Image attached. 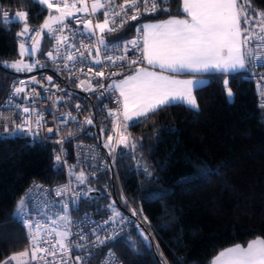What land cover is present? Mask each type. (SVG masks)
Listing matches in <instances>:
<instances>
[{"label": "trees", "instance_id": "16d2710c", "mask_svg": "<svg viewBox=\"0 0 264 264\" xmlns=\"http://www.w3.org/2000/svg\"><path fill=\"white\" fill-rule=\"evenodd\" d=\"M249 2L255 32L256 13H264V0ZM180 5L181 0H169L150 20L180 17ZM17 11L28 13V25L34 28L47 14L34 0H0V106L14 82L37 73L4 66L20 60L16 34L22 24L15 18ZM134 28L132 24L107 38L129 39ZM49 43L46 38L39 61L46 58ZM250 72L249 62L244 72L211 75L194 91L198 109L167 105L129 127L127 147H117L119 180L125 197L149 227L136 220L110 245L123 264H211L227 248L264 238V115L256 108L255 81L245 77ZM94 107L99 133L92 142L103 146V133L114 136V130L100 105ZM53 158L50 145L0 137V261L28 247L26 230L9 218L30 185L62 179L53 169ZM84 174L91 191L82 201V212L106 211L108 192L126 210L109 174Z\"/></svg>", "mask_w": 264, "mask_h": 264}, {"label": "built area", "instance_id": "2783aa9c", "mask_svg": "<svg viewBox=\"0 0 264 264\" xmlns=\"http://www.w3.org/2000/svg\"><path fill=\"white\" fill-rule=\"evenodd\" d=\"M34 1L38 3V0ZM51 2L59 4L62 8L64 0H51ZM73 2L76 3L77 7L81 6L80 0H67L69 4ZM93 2L94 0H84L88 12H77L72 9L73 15L66 18L61 26L53 25L54 29L62 28V32L58 31L50 35L45 33L46 29H41V26L34 28L28 25L34 31L23 36H17L16 34L19 49L21 43L31 49L32 45L37 40L40 42V39L44 38V36L49 39L50 43L46 58L37 66V73L19 78L14 82L6 101L0 106V115L5 118L0 119V134H3L1 138L27 141L30 144L50 145L53 149V169L61 175L62 179L51 184L35 182L21 196L30 198V208L39 207L40 209L39 215H37L36 211H32L31 215L36 217L37 223L42 226L41 237L54 244L55 235L54 233L49 234L50 229L53 227L60 229L70 228L72 235L69 239L73 244L85 243V241L79 240V232L81 230L88 238L87 243L90 244L91 241L96 239L91 234L95 226L97 235L102 240H105V237L109 235H113L114 238L107 239L104 244L91 248L88 264H105V261H109L110 264H123L119 255L110 248V245L128 232L136 220L141 221L147 228L149 225L122 191L118 174L116 145L107 150L103 146L92 142L97 132L94 106L96 104L100 105V110L105 119L113 126L116 140L124 130L129 128L121 127L124 121L121 106L117 103L120 100V96L115 87L110 88L109 85H114L117 81L134 73L137 68L145 67V61L140 58L142 40H140V47L132 48L131 45H128L127 51L123 50L124 42L139 39L140 33L137 29L142 27L147 20L157 17L162 12L163 5L169 0H164L155 12H145L141 2L139 5L141 9L140 15L136 20H129L118 31H106L104 33V40L110 49L113 45H119L115 50L108 51L107 55L112 56L114 59L119 56L125 57L124 60L116 63L105 59L104 47L98 42L101 37L99 31L96 29L95 35L85 32L84 21L91 20L93 27L96 24V16L91 13ZM102 2H106V0H102ZM123 3H125V0H114L112 8L99 10L98 18L104 20V11H114ZM39 5L46 10V19L49 15L53 16L54 13H57L55 8L49 10L46 5ZM125 11H127L128 16L133 14L130 9H125ZM121 18L115 17L117 23H119ZM26 22L28 24V21ZM24 23L21 21L22 28ZM132 24L135 25V31L131 38L121 40H109L107 38L108 34H118ZM22 28L20 31H22ZM37 30H39L38 36L36 35ZM254 33H256L255 39L248 47L257 49L258 44L261 43V35L264 34L260 33L259 28ZM62 37H67V40L58 42V38ZM97 49H100L102 53L99 57L96 56ZM49 52H52L54 58H49ZM68 54L74 55L75 59L67 60ZM96 59H100L102 63L95 64L94 60ZM132 60H136L137 63L130 66ZM249 62L251 72L247 73L245 77L255 81L257 90L256 108L261 110L264 115V107L261 106L264 104V79H261L264 77V66H262L264 65V60L258 61L249 57ZM97 72H103L104 75L99 76ZM112 73H117V75H112ZM33 77L35 78V83L32 82ZM49 77L51 78L50 80L48 79ZM20 81H24V84H20ZM15 87H23L24 91L12 96ZM25 107L29 109V112L25 113L22 111ZM110 112L115 115H110ZM41 117L42 119H40ZM37 119H40V127L38 128L34 123ZM87 119H91L92 123H86ZM22 120H28L32 124L33 130L38 132L39 135L34 137L27 132H21L9 136L4 133L5 124L11 130L15 127V124H19ZM48 129H52V131L49 132ZM57 155L61 156L59 163L56 161ZM80 172H87L93 175L109 174L112 177L121 204L126 208L125 211L122 210L120 212V217H114L109 220L112 214L108 211L99 213L82 212V201L85 197L82 195L77 197L76 193L88 191L76 179ZM34 185L42 187L36 189L33 187ZM65 187L67 190L63 191L61 195H57V191ZM29 189H32L31 193H29ZM65 204L68 205L66 212L62 210ZM133 211L136 212L135 215H133ZM60 216H66L71 221V224H66L64 220L58 219ZM85 216L90 218L86 226H84ZM53 219L56 220V224L51 223ZM106 220L108 221L107 224L104 223ZM16 222L26 230V239L29 247L28 229L21 222ZM41 246L49 249L51 245L46 243ZM53 251L55 252L54 256L45 255L43 260L31 261L30 264H45V261H47V264H61L62 261H67V264H75L77 256L86 255L81 249L77 248L70 249V252H64L57 246ZM111 254H114V257Z\"/></svg>", "mask_w": 264, "mask_h": 264}, {"label": "snow or ice", "instance_id": "6c2138e0", "mask_svg": "<svg viewBox=\"0 0 264 264\" xmlns=\"http://www.w3.org/2000/svg\"><path fill=\"white\" fill-rule=\"evenodd\" d=\"M141 2L143 3L145 12H155L164 0H125V3L120 4L118 9L111 12L104 11V20L102 23H96L93 27L91 20L84 21L85 32L95 35L96 29L101 34L105 31H118L129 20H136L138 18L141 11L139 7ZM38 3L46 5L49 10L55 8L56 12L59 13L57 16L49 15L41 25V29H47L50 35L54 32L63 31L62 28L54 29L53 24H63L66 18L73 15L72 9H75L77 12H88L84 0H80V7H77L75 2L71 4L67 3V0H64L62 8L59 4H53L51 0H38ZM113 5L114 0H106V2L94 0L91 5V13L94 14L104 8H112ZM249 7V0H246L244 4L240 3L239 0H181V10L185 14L184 18L170 17L155 24L143 25L137 29L140 33L139 39L124 42L123 50L127 51L128 45H131L132 48L140 47V40H142L140 58L150 66H158L161 70L171 72H201L211 69L228 73L230 71L245 69L249 63L246 57H251L258 61L264 60V54H262L264 52V35H261V43L258 44L257 49L248 47L256 35L252 31V25L250 24V21H253L254 17L248 14ZM125 9H130L133 14L128 16ZM164 11H168V9L165 8ZM256 16L259 17V20L255 22V26L259 27L261 34H264V13L257 12ZM3 17L7 21L8 13L5 12ZM115 17H122L119 23H117ZM15 18L25 22L22 31L18 32L17 36H23L34 31L26 22L28 13L25 11H17ZM241 20H243L245 25L243 28L241 27ZM36 35H39V30L36 31ZM66 40L67 37L58 38V42H64ZM98 42L104 47L105 59L108 61L116 63L117 61L125 59L124 56H119L114 59L112 56L107 55L108 51L115 50L119 45H113L110 49L103 35H101ZM38 43L39 41L37 40L31 49H28L24 43H21V56L26 52L35 54ZM101 54V50L97 49L96 56L99 57ZM48 56L49 58H54L52 52H49ZM66 58L71 61L75 59V56L68 54ZM36 63L39 62L37 61ZM94 63L101 64L102 61L96 59ZM136 63V60H132L130 66ZM4 66H10L16 71H32L35 64H25L22 61H16L11 65L5 64ZM97 75L103 76L104 73L97 72ZM112 75H117V73H112ZM48 79L50 80L51 78L49 77ZM261 79H264V77ZM32 82H36L34 77L32 78ZM20 84H24V81H20ZM228 85L229 80L225 79L224 86L226 95L232 97L233 92ZM109 87H115L122 98L117 103L122 105V115L125 123L121 127L125 129L128 127L127 122L138 120L141 117L146 118L149 113L155 112L159 107L173 102H181L195 109L199 107L193 95V80H177L154 71H148L144 68H137L134 75L127 76L119 83L109 85ZM23 91V87H15L12 96H16ZM261 106L264 107V104ZM22 111L27 113L29 109L25 107ZM109 114L115 115L112 112ZM0 119L5 118L0 115ZM40 119L34 122L37 128L40 127ZM85 122L91 124L92 120L87 119ZM13 123L15 124V122ZM48 131L51 132L52 129H48ZM21 132H27L34 137L39 135L38 132L33 130L32 124L28 120H22L19 124H15V127L11 130L7 124L4 125V133L9 136ZM2 136L3 134H0V137ZM112 139V136L108 137L109 143ZM117 143L127 147L128 137L121 133ZM60 160L61 156L57 155V163ZM76 179L80 184L86 182V176L83 172H80L76 176ZM33 187L40 189L42 186L34 185ZM66 190V187L58 190L57 195H61ZM31 191L32 189H29V193ZM88 191H91V189ZM81 195L87 197V192L76 193L77 197ZM30 204L29 197H21L17 201L12 216L9 218L13 222H21L28 229L29 247L22 252L13 254L5 261H0V264H30L31 261L43 260L45 255L54 256L55 252L53 249H56L57 246L64 252H70L72 248L81 249L86 255L77 256L75 264H88V259L91 256V248L104 244L107 239L114 238L113 235H109L105 237V240H102L97 235L96 227L94 226L91 233L96 237L94 241H91L90 244L87 243L88 238L81 230L79 232V240L85 241V243L73 244L69 239L72 235L70 228L60 229L53 227L49 233H54L55 235V243L53 244L51 241L41 237L40 232L42 226L37 223L36 217L31 215L32 211H36L37 215H39L40 209L39 207L30 208ZM67 207L68 205L65 204L62 210L66 212ZM108 207L112 209V217H109V220L114 217H120V213L115 210L113 205H108ZM135 214L136 212L133 211V215ZM58 219L64 220L66 224H71V221L66 216H60ZM89 219L87 216L84 217V226L87 225ZM51 223L56 224V220H51ZM104 223L107 224L108 221L106 220ZM141 235L144 234L141 233ZM144 240L147 241L148 237L144 236ZM46 243L51 245L49 249L41 246ZM111 255L114 257V254ZM45 264H47V261H45ZM61 264H67V261H62ZM105 264H110V262L105 261ZM211 264H264V238L253 239L246 247L237 244L234 247L225 249L212 260Z\"/></svg>", "mask_w": 264, "mask_h": 264}, {"label": "crops", "instance_id": "0c3cea01", "mask_svg": "<svg viewBox=\"0 0 264 264\" xmlns=\"http://www.w3.org/2000/svg\"><path fill=\"white\" fill-rule=\"evenodd\" d=\"M240 2V0H239ZM180 8H181V5H180ZM182 12V10H181ZM183 13V12H182ZM184 13L182 16L180 17H177V18H184ZM170 18V17H169ZM165 19H168V18H165ZM165 19H162V20H165ZM162 20H147L145 24H155V23H158ZM242 20H241V27L243 28L242 26ZM39 52L38 48H37V53ZM21 49H19V55H20V58L21 59H26L28 58V53H25L23 56H21ZM37 55V54H36ZM247 60H249V57H246ZM144 69L148 70V71H154V72H157L158 74H162V75H165V76H169L171 78H174V79H177V80H193L194 81V87H193V94H194V91L205 86L207 83H208V79H209V76L211 75H224V76H228V75H233V74H237V73H240V72H244L246 70H248V64H247V67L245 69H239V70H236V71H230L228 73H224V72H219V71H216V70H208V71H201V72H189V71H181V72H171V71H168V70H161L158 66L157 67H153V66H150L147 64V62L145 61V67ZM134 73L130 74V75H134ZM128 75V76H130ZM126 78V77H125ZM123 78V79H125ZM123 79L117 81L115 84L119 83L120 81H122ZM119 93V91H118ZM120 96V95H119ZM120 100H122V98L120 97ZM173 104H184V103H181V102H173L171 104H167V105H173ZM167 105H164V106H167ZM187 105V104H185ZM121 106V110L123 112V109H122V105L120 104ZM164 106H161V107H164ZM188 106V105H187ZM159 107V108H161ZM190 107V106H188ZM158 108V109H159ZM191 108V107H190ZM157 109V110H158ZM192 109H195V108H192ZM151 114V113H149ZM148 114V115H149ZM122 118H123V121H124V117L122 115ZM144 117H141L139 118L138 120H134V121H130V122H127L128 123V127H130L131 125L135 124L136 122H138L139 120L143 119ZM125 123V121H124ZM112 125V124H111ZM113 127V126H112ZM129 129V128H128ZM127 130H124L122 133H124L125 135H127ZM108 137V135H102V138H103V141L104 139H106ZM127 137V136H126ZM105 144V142H103V146L105 149L109 150L111 147L110 145H107ZM125 146V145H124ZM118 147H121V146H118ZM247 246V245H246ZM244 246V247H246ZM234 247V246H233ZM231 248V247H230ZM228 249V248H227ZM224 251V250H223Z\"/></svg>", "mask_w": 264, "mask_h": 264}, {"label": "rangeland", "instance_id": "374dc122", "mask_svg": "<svg viewBox=\"0 0 264 264\" xmlns=\"http://www.w3.org/2000/svg\"><path fill=\"white\" fill-rule=\"evenodd\" d=\"M98 12H99V10L96 12V13H94L95 14V16H96V23H102L103 22V20H101L100 18H98ZM57 15H59V13L57 12V13H54L53 14V16H57ZM54 25V24H53ZM57 25H59V26H61L62 24H57ZM98 30V29H97ZM99 31V30H98ZM106 32V31H105ZM104 32V33H105ZM45 33H48V31H47V29L45 30ZM100 33V32H99ZM104 33L103 34H101L100 33V35H103V38H104ZM46 41V37L44 36V38H42V39H40V42H39V44H38V46H37V48H38V50H39V52L37 53V51L35 52V54H30V52H26V53H28V58H26V59H21L20 58V60L19 61H22L23 63H25V64H27V63H32V64H35V67L32 69V71H18V72H21V73H31V72H35V71H37V66H38V64L41 62V61H39V59H37L36 57H37V55L40 53V51L42 50V47H43V45H44V42ZM37 54V55H36ZM39 62V63H36V62ZM229 99H231V97H229ZM121 135V134H120ZM120 135L118 136V138H117V140L115 139V136H113V135H108V137L109 136H112V141L109 143V141H108V137L106 138V139H104V142H105V144H107V145H110V147H112V146H114V145H116V147H118V146H124L123 144H118L117 143V141L120 139ZM123 135H125L124 133H123ZM126 136V135H125ZM82 186H84L86 189H87V191L89 190V189H91V187L89 186V185H87L86 183H84V184H82ZM90 191H88V193H89ZM108 205H113V207L115 208V210L116 211H118L119 213L120 212H122V209L118 206V204H117V202H116V200H115V198H114V196H113V194L111 193V192H108L107 193V195H106V199H105V201H104V203H103V206L106 208V211H108V212H110L111 214H112V209H110L109 207H108ZM126 209V208H125ZM136 226H138V223H136Z\"/></svg>", "mask_w": 264, "mask_h": 264}, {"label": "water", "instance_id": "95a60500", "mask_svg": "<svg viewBox=\"0 0 264 264\" xmlns=\"http://www.w3.org/2000/svg\"><path fill=\"white\" fill-rule=\"evenodd\" d=\"M95 125H96V131H97V133H99V127H98V125H97L96 117H95Z\"/></svg>", "mask_w": 264, "mask_h": 264}]
</instances>
